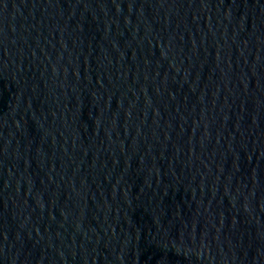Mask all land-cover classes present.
Wrapping results in <instances>:
<instances>
[{"label": "water", "instance_id": "95a60500", "mask_svg": "<svg viewBox=\"0 0 264 264\" xmlns=\"http://www.w3.org/2000/svg\"><path fill=\"white\" fill-rule=\"evenodd\" d=\"M0 264H264V0H0Z\"/></svg>", "mask_w": 264, "mask_h": 264}]
</instances>
